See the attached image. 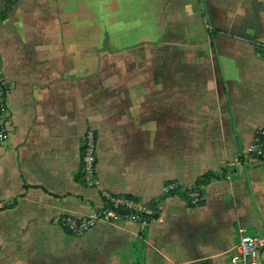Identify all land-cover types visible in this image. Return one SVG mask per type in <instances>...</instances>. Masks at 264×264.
I'll list each match as a JSON object with an SVG mask.
<instances>
[{"label":"crops","instance_id":"obj_1","mask_svg":"<svg viewBox=\"0 0 264 264\" xmlns=\"http://www.w3.org/2000/svg\"><path fill=\"white\" fill-rule=\"evenodd\" d=\"M11 90L0 143V264H231L264 236V0H0ZM96 188L81 180L87 131ZM219 175L190 207L165 196ZM225 172V174H224ZM128 196L158 218L69 235Z\"/></svg>","mask_w":264,"mask_h":264},{"label":"built area","instance_id":"obj_2","mask_svg":"<svg viewBox=\"0 0 264 264\" xmlns=\"http://www.w3.org/2000/svg\"><path fill=\"white\" fill-rule=\"evenodd\" d=\"M10 90V86L3 80L0 71V143H6L10 137L11 116L6 105ZM247 155L256 159L264 158V129L255 135L247 150ZM96 168L97 139L94 132L89 130L82 141L80 169L81 180L88 188H96L98 185ZM175 187L179 186H168L167 193ZM186 196L193 206H199L204 202V195L196 189H190ZM103 198L106 202L104 209L94 210L82 218L64 216L59 220L60 225L69 235L81 237L103 223L128 220L147 226L154 220L145 218V216H153V213L138 200L108 193H104ZM238 235L236 254L231 258V264H264V236H251L244 228L238 230Z\"/></svg>","mask_w":264,"mask_h":264},{"label":"trees","instance_id":"obj_3","mask_svg":"<svg viewBox=\"0 0 264 264\" xmlns=\"http://www.w3.org/2000/svg\"><path fill=\"white\" fill-rule=\"evenodd\" d=\"M225 174V172H224ZM219 178V175L214 173V172H209L207 174H205L203 177H201L195 184V187L193 189H196L198 190L201 194H203V191L205 189V187H207L214 179H217ZM189 190L187 189H182L180 187H175L173 188L172 190H170L168 193H166V197L167 196H172V195H178L180 197H182L186 202L187 204L190 206V207H194L190 200L187 198L186 196V193L188 192ZM204 203V202H203ZM203 203H201L200 205H202ZM199 205V206H200ZM146 219H157L158 218V214L157 215H153V216H145Z\"/></svg>","mask_w":264,"mask_h":264}]
</instances>
